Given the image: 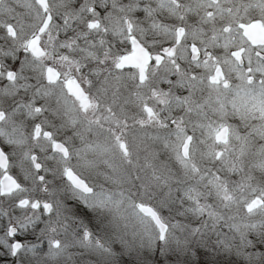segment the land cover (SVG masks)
Returning <instances> with one entry per match:
<instances>
[{
  "label": "snow or ice",
  "instance_id": "snow-or-ice-1",
  "mask_svg": "<svg viewBox=\"0 0 264 264\" xmlns=\"http://www.w3.org/2000/svg\"><path fill=\"white\" fill-rule=\"evenodd\" d=\"M0 264H264V0H0Z\"/></svg>",
  "mask_w": 264,
  "mask_h": 264
}]
</instances>
